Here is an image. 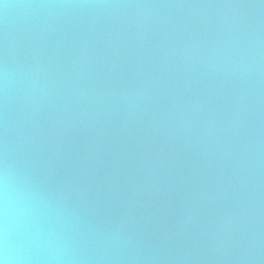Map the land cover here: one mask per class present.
<instances>
[{"label":"water","instance_id":"1","mask_svg":"<svg viewBox=\"0 0 264 264\" xmlns=\"http://www.w3.org/2000/svg\"><path fill=\"white\" fill-rule=\"evenodd\" d=\"M18 264H264V0H0V172Z\"/></svg>","mask_w":264,"mask_h":264},{"label":"clouds","instance_id":"2","mask_svg":"<svg viewBox=\"0 0 264 264\" xmlns=\"http://www.w3.org/2000/svg\"><path fill=\"white\" fill-rule=\"evenodd\" d=\"M9 169L0 172V264H18L20 257L11 244Z\"/></svg>","mask_w":264,"mask_h":264}]
</instances>
